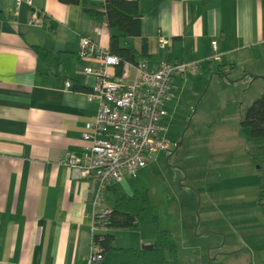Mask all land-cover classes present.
Listing matches in <instances>:
<instances>
[{"label": "crops", "instance_id": "obj_1", "mask_svg": "<svg viewBox=\"0 0 264 264\" xmlns=\"http://www.w3.org/2000/svg\"><path fill=\"white\" fill-rule=\"evenodd\" d=\"M137 2L151 65L170 58L198 62L207 74L233 71V84L264 79V0ZM33 13L37 21H32ZM84 35L108 50L105 19L94 21L80 3L0 0V264L87 263L89 214L98 182L74 178L60 163L66 151L84 147V123L98 109V99L88 92L95 76L84 68L101 65L77 55ZM212 40L220 53L217 60L211 58ZM129 41L139 48L141 37ZM35 47L60 52L59 66L43 60ZM106 71L114 74L116 67ZM185 77L175 78L167 111L169 100L184 99ZM189 92L197 93L193 88ZM220 129L229 131L225 125ZM106 191L110 189L100 191L98 206L111 208ZM151 239L141 237V243Z\"/></svg>", "mask_w": 264, "mask_h": 264}, {"label": "rangeland", "instance_id": "obj_2", "mask_svg": "<svg viewBox=\"0 0 264 264\" xmlns=\"http://www.w3.org/2000/svg\"><path fill=\"white\" fill-rule=\"evenodd\" d=\"M206 72L187 74L184 99L167 102L165 138L171 154H150L135 177L117 184L124 193L146 189L149 202L137 225L113 231V243L141 248V237L153 240L158 230L167 229L176 239L181 264H264L258 175L246 155L249 128L240 124L264 91V79L233 84V71L227 77ZM105 203H113L111 191Z\"/></svg>", "mask_w": 264, "mask_h": 264}, {"label": "built area", "instance_id": "obj_3", "mask_svg": "<svg viewBox=\"0 0 264 264\" xmlns=\"http://www.w3.org/2000/svg\"><path fill=\"white\" fill-rule=\"evenodd\" d=\"M31 19L39 18L33 13ZM160 41L161 45L165 44L164 39ZM211 46L214 50L211 58L219 59L215 40ZM77 55L100 62L99 69L84 68L85 73L95 76L90 95L98 99V109L94 119L84 123V147L79 152L66 151L60 163L69 168L74 178H92L98 182L89 214L91 245L86 264H99L103 258L101 234L110 228V208L98 206L103 200L100 191L126 177L136 176L149 161L150 154L160 151L167 156L171 154L170 142L165 138L170 116L165 103L175 78L195 73L199 63L167 59L156 66L146 60L120 64L118 56L99 46L89 35L79 37ZM108 66H120V70L109 74ZM69 84L67 80L66 85Z\"/></svg>", "mask_w": 264, "mask_h": 264}, {"label": "trees", "instance_id": "obj_4", "mask_svg": "<svg viewBox=\"0 0 264 264\" xmlns=\"http://www.w3.org/2000/svg\"><path fill=\"white\" fill-rule=\"evenodd\" d=\"M59 1L67 4H82L83 9L96 22L105 19L109 30L108 51L119 57L120 64L125 61L136 63L142 60L150 63L147 40L141 36L137 0ZM131 37H141L139 48L129 41ZM35 48L43 60L51 63L55 68L59 66L60 52ZM119 70L120 66H117L116 72ZM218 74L227 77L223 72H218ZM76 88L87 90L81 86ZM90 91L91 89H88V92ZM240 124L248 127L250 131L251 144L246 149V155L258 175L257 206L264 215V91L246 108ZM108 188L112 193L113 203L108 214L110 228L101 234L99 241L103 249V258L99 264H181L178 244L167 229L158 230L151 243L152 246L149 248L114 245L115 237L110 229L129 228L137 225V219L145 210L149 199L146 189L124 193L119 190L117 183L108 186ZM153 216L156 218V215Z\"/></svg>", "mask_w": 264, "mask_h": 264}, {"label": "water", "instance_id": "obj_5", "mask_svg": "<svg viewBox=\"0 0 264 264\" xmlns=\"http://www.w3.org/2000/svg\"><path fill=\"white\" fill-rule=\"evenodd\" d=\"M177 146H178V144H177ZM152 246V244L151 243H148V244H143L142 246H141V248H149V247H151Z\"/></svg>", "mask_w": 264, "mask_h": 264}]
</instances>
